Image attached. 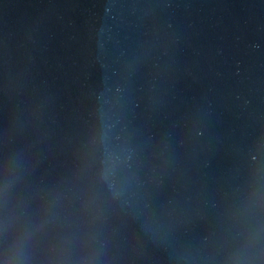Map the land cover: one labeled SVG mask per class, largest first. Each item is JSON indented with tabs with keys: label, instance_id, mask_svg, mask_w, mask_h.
<instances>
[{
	"label": "water",
	"instance_id": "obj_1",
	"mask_svg": "<svg viewBox=\"0 0 264 264\" xmlns=\"http://www.w3.org/2000/svg\"><path fill=\"white\" fill-rule=\"evenodd\" d=\"M0 264H264V0H0Z\"/></svg>",
	"mask_w": 264,
	"mask_h": 264
}]
</instances>
